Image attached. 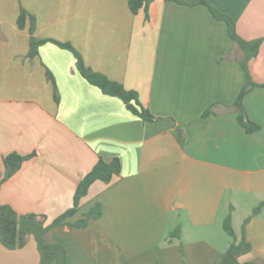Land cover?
Here are the masks:
<instances>
[{"label": "crops", "instance_id": "crops-1", "mask_svg": "<svg viewBox=\"0 0 264 264\" xmlns=\"http://www.w3.org/2000/svg\"><path fill=\"white\" fill-rule=\"evenodd\" d=\"M189 1L150 0L134 13L129 0H0V178L5 155L33 154L0 186V202L44 215L47 226L73 206L100 158L121 161L120 177L95 181L68 220L96 201L99 218L46 234L65 246L68 264H215L231 241L223 220L239 206L252 245L240 261H264V205L252 215L264 201V86L243 99L259 125L249 133L227 108L246 83L244 53L223 20ZM208 1L242 38L262 39L249 69L264 83V0ZM21 8L36 16V37L71 43L87 66L136 90L158 119L144 122L88 82L68 49L47 42L29 57ZM214 103L217 112L204 115ZM176 227L179 237L167 240ZM0 264H40L37 243L0 244Z\"/></svg>", "mask_w": 264, "mask_h": 264}, {"label": "trees", "instance_id": "trees-1", "mask_svg": "<svg viewBox=\"0 0 264 264\" xmlns=\"http://www.w3.org/2000/svg\"><path fill=\"white\" fill-rule=\"evenodd\" d=\"M149 1L150 0H129V6L130 9L136 13ZM187 3H202L207 5L215 18L223 20L226 23L228 33L233 40L234 45L243 51L244 55L240 60V64L246 72V83L242 87L236 101L227 108L237 113L240 124L245 127L247 132L252 133L258 130L259 125L249 118L243 104V99L244 96L254 87L264 86V83H257L253 80L249 69L251 59L258 55L262 39L246 40L242 38L237 32L235 20L230 15L218 10L208 0H192ZM27 18L30 20L29 57L32 58L38 55L39 47L47 42H53L62 48L68 49L74 53L76 57L77 69L80 74L88 80V82L99 87L103 93L120 98L125 103L126 107L134 114L140 116L144 122L155 121L158 119V116L154 115L148 107L143 105L140 100L139 93L136 90L127 89L121 82L112 80L106 75L96 72L91 67L87 66L82 55L71 43L61 42L55 39H40L36 37V16L30 14L24 8H21L20 14L17 18L18 26L21 29L25 28ZM47 77L55 84V78L49 69H47ZM55 97L58 99L57 91L55 92ZM219 104L220 103H214L211 105L204 112V115L217 112L215 107ZM32 155L33 154L23 155L18 152H11L5 155L3 157L5 171L0 178V186L12 175H14L21 168L23 162ZM121 167V161L118 157H112L110 159L100 158L93 168L79 182L74 194L73 206L56 217L47 226L43 225L45 219L44 215H38L35 213L20 214L11 205L0 202V244L9 249L20 248L26 244L28 237L33 235L37 241L40 253V264H68L67 250L65 246L60 243L47 242L46 234L53 226L69 225L74 227H86L88 226L90 220L99 218L102 214L101 204L96 201L90 210L83 215V217L74 222L68 220L70 217L75 216L79 211L81 201L83 197L88 194L90 186L97 180L110 183L114 177H120ZM263 205L264 201L255 206L252 215L258 214ZM232 209L233 208L230 209L229 213L223 220V228L231 237L230 245L222 253L221 258L215 264H264V261L259 259L244 262L240 261V256L249 252L252 248L245 232V225L249 219L247 218L244 221L241 235H237L232 225ZM38 217L43 219L40 221L38 220ZM24 221H28L31 224L23 225ZM179 235L180 227H176L174 230L169 232L166 239L171 240L172 238L179 237Z\"/></svg>", "mask_w": 264, "mask_h": 264}, {"label": "rangeland", "instance_id": "rangeland-1", "mask_svg": "<svg viewBox=\"0 0 264 264\" xmlns=\"http://www.w3.org/2000/svg\"><path fill=\"white\" fill-rule=\"evenodd\" d=\"M247 213L248 212L245 209V206H239L238 209L236 210L235 214H234L235 219L234 220L232 219V225H233L234 230H235L237 235H240L241 232H242L243 225H244V217L247 215ZM30 224L31 223H29L28 221H24L23 225H30ZM225 234H226L228 240H231V237L227 234L226 231H225ZM30 237L37 243L35 237L33 235H31V236L28 237V240L26 241V244L28 243Z\"/></svg>", "mask_w": 264, "mask_h": 264}]
</instances>
